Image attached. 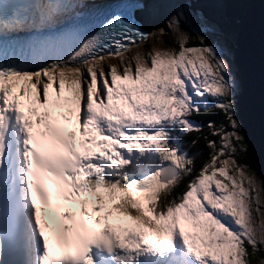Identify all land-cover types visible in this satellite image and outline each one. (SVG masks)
I'll use <instances>...</instances> for the list:
<instances>
[{"label": "snow or ice", "instance_id": "obj_1", "mask_svg": "<svg viewBox=\"0 0 264 264\" xmlns=\"http://www.w3.org/2000/svg\"><path fill=\"white\" fill-rule=\"evenodd\" d=\"M153 10L0 0V264H264L231 54L193 0L131 54Z\"/></svg>", "mask_w": 264, "mask_h": 264}, {"label": "water", "instance_id": "obj_2", "mask_svg": "<svg viewBox=\"0 0 264 264\" xmlns=\"http://www.w3.org/2000/svg\"><path fill=\"white\" fill-rule=\"evenodd\" d=\"M183 0H154L151 15L138 18L144 29L166 27L165 20ZM207 20L230 41L238 73L237 116L249 139L258 175L264 178V2L262 0H193Z\"/></svg>", "mask_w": 264, "mask_h": 264}, {"label": "rangeland", "instance_id": "obj_3", "mask_svg": "<svg viewBox=\"0 0 264 264\" xmlns=\"http://www.w3.org/2000/svg\"><path fill=\"white\" fill-rule=\"evenodd\" d=\"M209 24L210 26H212L213 28V31H211L210 33H208V38L211 39L212 41L216 42V43H219L221 44L222 46H224L231 54V58H232V63H233V69H234V74L237 78V81H238V84H239V79L237 77V71H236V67H235V63H234V58L232 56V48H231V45L227 43V40L225 38V36L220 32V30L218 29V27L212 23L211 21H209ZM167 23V22H166ZM191 28H195L196 27V23L193 22L192 24L189 25ZM159 28H162V27H154L152 28L151 32H156V35L155 37H151L148 39V41L146 42V46H143V45H139V46H136L134 48L131 49V54H135L137 52H147V51H150L152 49H163V48H166L168 46H166L165 43H163L161 41V37L159 35ZM165 31L168 32L169 29L166 27L165 28ZM172 39L173 41H175V36L173 35L172 36ZM114 62V61H113ZM239 90V88H238ZM261 213L262 215H264V207L261 208Z\"/></svg>", "mask_w": 264, "mask_h": 264}, {"label": "trees", "instance_id": "obj_4", "mask_svg": "<svg viewBox=\"0 0 264 264\" xmlns=\"http://www.w3.org/2000/svg\"><path fill=\"white\" fill-rule=\"evenodd\" d=\"M183 27V26H182ZM190 27V26H189ZM209 39V38H208ZM209 40H211V39H209ZM161 41L163 42V43H165L167 46H169V37H163V38H161ZM171 43L172 44H175V42L173 41V39L171 38ZM227 43L228 44H230L231 45V52H232V56H233V48H234V46L232 45V43L230 42V41H227ZM146 46V45H145ZM238 76V75H237ZM239 92V91H238ZM243 134V133H242ZM244 135V134H243ZM245 136V135H244ZM246 137V136H245ZM246 139H247V142H248V145H249V147H250V149L254 152V150H253V148L251 147V145H250V141H249V139L246 137ZM255 153V152H254ZM255 161H256V155H255ZM255 161H254V166H255ZM255 169H256V167H255ZM257 172V171H256Z\"/></svg>", "mask_w": 264, "mask_h": 264}, {"label": "bare ground", "instance_id": "obj_5", "mask_svg": "<svg viewBox=\"0 0 264 264\" xmlns=\"http://www.w3.org/2000/svg\"><path fill=\"white\" fill-rule=\"evenodd\" d=\"M153 27H150V29H152Z\"/></svg>", "mask_w": 264, "mask_h": 264}]
</instances>
